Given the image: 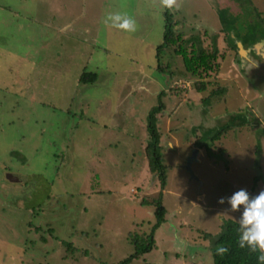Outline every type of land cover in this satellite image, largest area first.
Wrapping results in <instances>:
<instances>
[{
  "label": "rangeland",
  "instance_id": "obj_1",
  "mask_svg": "<svg viewBox=\"0 0 264 264\" xmlns=\"http://www.w3.org/2000/svg\"><path fill=\"white\" fill-rule=\"evenodd\" d=\"M180 3L0 0V264H118L150 232L155 206L141 202L155 198L165 213L154 247L128 264H213L204 233L240 216L218 199L264 189V76L251 84L241 73L215 13L242 6ZM250 5L264 22V0ZM108 12L127 13L137 30L106 26ZM166 12L182 39L196 34L210 51L216 36L210 69L192 75L174 46L157 50ZM83 71L96 80L80 83ZM160 103L164 186L144 152L147 114Z\"/></svg>",
  "mask_w": 264,
  "mask_h": 264
},
{
  "label": "trees",
  "instance_id": "obj_2",
  "mask_svg": "<svg viewBox=\"0 0 264 264\" xmlns=\"http://www.w3.org/2000/svg\"><path fill=\"white\" fill-rule=\"evenodd\" d=\"M239 2L244 9H248L249 13H253L256 11V8L251 7L250 0H246V3L241 0H235ZM244 5V6H243ZM250 6V7H249ZM225 10H219L218 16L221 26L223 30L226 32L232 31L235 34L236 38H240L241 42L244 44H252L259 39L264 38V22L257 21L251 15L252 21L247 24V26L253 27L252 30H256L252 34L249 32L251 28H248V33L244 32L245 35L242 39L240 33H243L241 30V26L238 23V27H236L235 20L230 15L225 16ZM172 14L169 12L165 13V30L163 35V42L157 46L158 51H162L164 47L174 46L173 51L177 55L181 56L183 61L184 68L187 72L192 75H199L200 68L202 69H210L211 63L216 59L217 56V45H216V36H211V50L208 51L206 48L202 46L201 39L196 34H191L188 38H181V34L174 33L172 22ZM248 18V17H245ZM246 22V21H245ZM229 36V35H228ZM184 41V42H182ZM232 42V47L236 48L235 43ZM186 43H190L191 51L186 50ZM158 69L162 68L160 64L157 66ZM96 73L91 71H83L79 76L80 83H93L96 80ZM193 86L196 91L202 92L205 90L204 83H193ZM164 91H161L158 95L161 96ZM208 99L202 98V101H207ZM163 110V104L160 103L157 106L151 108L147 114V132H148V141L144 148L145 156L147 158L148 168L151 172L156 173L158 178L161 180L162 186H164L165 182V165L162 163L161 159V144H160V136L161 133L157 127V113ZM229 127L217 129L213 135L212 139H219L224 131ZM257 150L260 149V145H256ZM142 205H154V224L152 225L150 232L146 235V238L141 239L137 236H134V252L127 258L120 261L118 264H128L131 259L137 255L143 254L154 247V231L160 226V224L164 220L165 210L161 206L160 198L153 199L152 202H147L143 200L141 202ZM239 224L236 221H227L222 224L221 231L212 237V235L208 233H204L205 237L210 238L209 249L212 255L213 264H257V255L258 253L250 252L247 248H240L238 245L239 239ZM225 246L229 249L227 253L224 255L217 254V246Z\"/></svg>",
  "mask_w": 264,
  "mask_h": 264
},
{
  "label": "clouds",
  "instance_id": "obj_3",
  "mask_svg": "<svg viewBox=\"0 0 264 264\" xmlns=\"http://www.w3.org/2000/svg\"><path fill=\"white\" fill-rule=\"evenodd\" d=\"M154 6L163 9H176L181 7L180 0H152ZM106 26L135 32L137 24L133 17L122 12H108L103 18ZM227 202L231 212H240L238 218L240 248H247L250 252L258 253L257 264H264V189L252 196L246 189H239L229 197H220L219 204ZM229 249L225 246H217V254L224 255Z\"/></svg>",
  "mask_w": 264,
  "mask_h": 264
},
{
  "label": "flooded vegetation",
  "instance_id": "obj_4",
  "mask_svg": "<svg viewBox=\"0 0 264 264\" xmlns=\"http://www.w3.org/2000/svg\"><path fill=\"white\" fill-rule=\"evenodd\" d=\"M233 2H235L236 4L242 6L239 2L232 0ZM243 7L240 8V13L237 14H233L230 12V8L228 7H219L216 10V16L218 18L219 21V16H218V12L219 10H225L227 15H230L231 17L234 18L235 20V26L238 27V23L241 26V30L243 32L246 31L247 29V24L250 23L252 21L251 17L247 16L248 15V9H244L242 10ZM248 17V18H245ZM246 21V22H245ZM220 24V21H219ZM221 32L226 34V39L229 43L230 46V50L235 49L237 50V58H235L236 62L235 64L238 65V67L241 69V73L244 71L245 72V76H247L246 78L249 79L251 81V84L253 83V79L251 77L252 74H256V77H263L264 76V38L263 39H259L256 42L252 43V44H244L241 42L240 38H236L235 34L230 31V32H226L225 30H223V27L221 26ZM242 34V33H240ZM229 35V36H228ZM212 40V39H211ZM232 40L235 45L237 46L236 48L232 47V42L230 41ZM256 46L257 44H260ZM262 51V52H260ZM260 52V53H258ZM244 55V56H243ZM242 57V58H241ZM258 60V61H256ZM247 67V69H244ZM248 71V72H247ZM262 80L264 81V79H260L259 81ZM14 177V176H12ZM15 178V177H14Z\"/></svg>",
  "mask_w": 264,
  "mask_h": 264
},
{
  "label": "water",
  "instance_id": "obj_5",
  "mask_svg": "<svg viewBox=\"0 0 264 264\" xmlns=\"http://www.w3.org/2000/svg\"><path fill=\"white\" fill-rule=\"evenodd\" d=\"M258 45H261V43L260 44H257L256 46H258ZM197 152H198V149H194L192 151L191 155L187 158L186 164L184 166L188 170V172L190 173V178H194V176L192 174V171H191V164H192L193 161H195L197 159V157H196ZM8 180H10V181H16V178H14L12 176H9L8 177ZM208 251H210V250H208ZM210 256H211V259H212L211 251H210Z\"/></svg>",
  "mask_w": 264,
  "mask_h": 264
}]
</instances>
